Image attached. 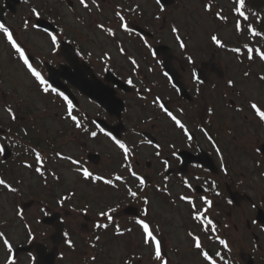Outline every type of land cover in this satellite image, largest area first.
<instances>
[{
    "label": "snow or ice",
    "instance_id": "snow-or-ice-1",
    "mask_svg": "<svg viewBox=\"0 0 264 264\" xmlns=\"http://www.w3.org/2000/svg\"><path fill=\"white\" fill-rule=\"evenodd\" d=\"M79 3L84 9L91 11L87 0H79ZM92 3L95 5L97 10H100V4L97 3V0H92ZM155 4L158 6L159 11L161 13H164L166 11L165 6L162 3V0H155ZM234 5L235 6L233 9V15L239 18L235 21L234 30L237 34H243L245 31V26L242 25L241 20L247 21L249 19V15L246 14V12L244 10L245 9V0H234ZM137 7H139V6H137ZM31 11H32V14L34 16H36V17L40 16V12L36 8H33ZM130 11L136 12L137 9L133 8V9H130ZM203 11L205 13L213 15L214 20H216V21L227 22V20H228V17L222 14L223 9L214 10L212 0H209L208 3H205L203 5ZM115 15L120 22L119 23L120 29L123 32L128 33L129 35H132L133 34V28L127 22L126 17L122 14V11L117 10L115 12ZM252 15H256V14L252 13ZM155 19L160 20L161 17L159 15H157V16H155ZM258 22H264V18L258 17ZM27 26H28V22L26 21L25 22V28H27ZM32 27L36 28V27H38V25L33 24ZM96 27L98 29H100L102 32H106V34L109 37H115V35H116L115 31H113L111 28H105V26L103 24H97ZM0 30L3 31L4 35L7 38L8 43L10 44V46L14 50V52L17 54L19 60L22 62L24 67L27 69L28 73L40 85V91H42L45 94L52 92V93H55L57 96H60L67 105L65 118L70 120L73 123L76 130H78L80 132L88 133L89 137L95 139L97 137V132L96 131H89V129L73 113V104L69 100V98L67 96H65L63 93L58 92L55 88H52L48 84L46 79L42 76V74L39 71H37V69L33 66L32 63H30V57L28 55H26L25 49L13 38L14 34L6 26H4L2 24H0ZM246 30H247V34L249 37H252V38L260 37V38L264 39V32L257 30L251 24H248L246 26ZM170 31H171L172 35L175 37V40L178 43L181 52H186L187 51V44L181 35L180 28L174 23L170 26ZM48 35L51 37L52 45L56 46L57 45L56 35L52 34L51 32H49ZM135 35L140 37L141 40H144V37L141 36V34L139 32H136ZM211 42L216 46V48L225 49L228 52L235 54V58L238 60L239 63L244 62L245 55H246V59L250 62V64L257 61V60L264 63V46L253 47V46H250V44H248V43H244L241 46L229 48L215 34H213L211 36ZM144 44H145V47H148L149 49H151V45H149L146 40L144 41ZM119 51H120L121 55L128 57V60L133 67V70L138 71L140 66H139L137 60L132 56H128V54H127L126 50L123 48V46L120 47ZM153 56L155 57V53H153ZM104 59L107 61L108 59H110V57L107 54H105ZM185 59L187 60L188 64H190V65L195 64V60L193 59V57L191 55H186ZM149 71H151V69H149ZM164 75L168 78V82L170 84H172V87L176 88V85L174 83H172L173 78L167 72H165ZM251 75L252 74L250 71H245L243 73L244 78H248ZM192 79L194 80V82L197 85L204 83V81L201 80L200 77L197 75L195 70L192 71ZM257 79L259 81H264V74L258 75ZM127 83L129 84V86L134 87L133 80L131 78H129L127 80ZM226 86H227V88L232 89V88L236 87V84H235L234 80L229 79L226 81ZM145 91L151 92V88H146ZM176 91L179 92L180 89L176 88ZM197 94L198 95L200 94L199 88H197ZM144 98L145 97L141 96V99H144ZM152 103L154 106L159 108L160 111L163 112L165 114V116H167L173 122V124L175 125L176 128L180 129L183 132V135L187 139L188 142H191L194 140L193 135L191 134V132L189 131V129L185 125V123L182 122V120L180 118H178V116L175 115L173 113V111H171L165 105V103L161 100V98L159 96L155 97L153 99ZM249 107L252 110V112L254 113V116L256 118H258L259 123L264 124V110H262L261 107H259L255 102L250 103ZM5 111L9 114V116L11 117V119L13 121L16 120V114L10 106L6 107ZM180 111H181V113L183 112L182 109H180ZM235 111L242 112L243 108L242 107H236ZM207 115L210 117L214 115V110L211 107L207 108ZM97 127H99V126H97ZM99 131L102 132L104 136L109 137L110 139L113 140L116 147L122 151L124 161L127 162L129 160L130 155L132 154V150L129 147H127L125 143L121 142L119 139L112 137L110 135V133L105 131L103 128H100ZM200 131L204 134V136L206 137L208 142L211 144L212 148L215 150L216 155L220 158L221 171L225 175H227L228 174V168H227L226 164L224 163V154H223L220 146L218 145L215 138L210 134V132L207 129H205L204 127H201ZM23 134L25 136L29 135L28 130L24 129ZM145 143H148L152 147L156 148L157 149L156 155L157 156L160 155V145L154 144L151 140H147V141H145ZM171 147L175 148V145H171ZM26 151H29L32 155H34L35 162H36L37 166L35 168H33V165L31 163H28L25 160L23 162V167L25 169L34 170V172L39 177L44 178V183L47 184V175L45 172V157L35 147H32L30 149H26ZM5 152H6L5 147L2 144H0V157H3L5 155ZM55 156L57 159L63 160V161H68L71 165L75 166L74 171L80 177H82L84 181H90L94 185L102 183L103 185L108 186V187L113 188V189H118L120 185H127V181L121 175L116 174V175H112L111 178H106L105 176L94 174L92 171L89 170V168L84 167L82 165L80 159L73 158L71 155H64L61 152H56ZM172 156L175 157L176 159H179V157L177 156L175 151L172 152ZM161 162L164 164L165 171H167L169 168V162L168 161H161ZM122 166L128 168V171L131 173V175L135 178L136 181H138L137 187L142 192L145 189V187H147V182H146L145 178L138 175L135 171H133L130 164L126 163ZM257 166H259V165H257ZM195 167H199V165H195ZM48 174L52 175V177L55 180L59 181L60 177L55 172H51ZM184 186L186 188H189V189H191V187H192L187 179L184 180ZM0 187H2L3 189H6L8 193L16 194L19 192V189L17 187L8 183L3 178H0ZM211 188H212V190L216 189L215 181L211 182ZM205 190L207 191L208 189H205ZM156 191H158V192L163 191V192L167 193V187H166V185L164 188L157 186ZM126 194H127V196L131 197L134 200L141 198L139 196V193L137 191H133V189L131 187H127ZM75 195H76L75 192H69L67 195L61 196L60 199L57 201V204L61 208H63L65 201L70 200ZM216 195H220V193L216 192ZM179 199L181 201L185 202L186 204H189L192 206V216H191L192 220L199 222L204 231L211 230V232L215 235L216 225L214 224V222L210 218H208L205 215V213H207L208 210L212 207L213 202L211 200L207 199L206 197H201V201L205 207L202 209H197L195 206V201L190 196L181 195L179 197ZM142 200H143L144 205H146V206L149 205L150 201L147 198V196L142 197ZM228 203L231 204V201H228ZM41 211H45V210L41 209ZM73 211H76V209H73ZM81 211L83 212L84 215H87V208H84ZM116 212H118V206H109L107 208V210L100 211L99 217L103 220H106L107 222L101 223V222L97 221L94 224V229L95 230H107L110 225H115L114 235L115 236H123L125 234V232L122 231L120 229L119 225L116 224L114 221L113 213H116ZM45 214H47L46 211H45ZM148 214H149V209L147 207L143 208L142 212H141V216L147 217ZM17 215L20 216L21 218H23L22 211L17 210ZM135 223L137 225H139V227L142 229V233H143L142 243L144 246H146L147 248H149L151 250L152 258L155 261L159 262V264H168V262L164 259V256L162 253V241L155 234L156 232L159 231V229L157 228V229L153 230L152 227L150 226V223L147 222L145 219L137 218L135 220ZM25 227H29V226L25 225ZM225 227H227V225H225ZM126 231L131 232L132 229L129 228ZM187 235L194 242L193 246L197 250H199V254L202 256L203 260L207 262V264H217L218 260L222 261L223 264H228V261L223 258L222 254L220 252H217L215 254V258H214L208 251L203 250V246H202V243H201L199 236H197L193 232H188ZM64 237H65V242L67 243L68 247L74 248L75 247L74 244L68 238V233H64ZM29 238L34 239L30 230H29ZM100 239H101L100 235L95 236L96 242H99ZM216 240L218 241L219 245L222 246L223 249L230 250L229 244L225 239H221L218 235H216ZM0 241L3 242V246L8 253V255L6 257V264H16V261L12 255L13 246H12L11 242L9 241V239L7 238V236L5 235L4 232H0ZM91 246L96 247V244H92ZM91 259L93 262H95L96 256H92ZM136 259H137V261H139L140 257H137ZM125 264H129V261L126 260Z\"/></svg>",
    "mask_w": 264,
    "mask_h": 264
},
{
    "label": "rangeland",
    "instance_id": "rangeland-1",
    "mask_svg": "<svg viewBox=\"0 0 264 264\" xmlns=\"http://www.w3.org/2000/svg\"><path fill=\"white\" fill-rule=\"evenodd\" d=\"M114 3L117 0H106V2ZM204 0H176V5L173 8H170L168 10V14L166 15V19H170L171 22L175 21L177 26L181 30V34H190L191 36L194 35V38L197 41H200L202 43V47L205 50V47H208V41L209 36L211 34L216 33L219 38H221L228 46L238 47V44L242 42L243 34H237L235 33L233 27L231 24H220L218 22H215L214 20H211L207 14L203 11V5L202 3ZM213 5L217 7V9H223V14L229 15V10H232L234 8V4H230L227 0H212ZM151 6H153V3H150ZM151 6L148 7L146 10V16L150 18L152 15V8ZM105 8V14L101 17H96L95 20L98 22H101V20H104L105 17L108 15L107 5L103 6ZM228 12V13H227ZM264 15V12H262ZM102 18V19H101ZM92 21V20H90ZM231 21V19H230ZM75 24V22H73ZM76 25V24H75ZM160 26V25H158ZM80 28L82 33L88 34L86 31H84V28L82 27H76ZM160 32V31H159ZM163 35V44L166 46H173L174 42L170 38V34L161 33ZM241 38V39H240ZM241 41V42H240ZM37 44L42 45V49L46 51L47 46H45V41L43 40H36ZM254 43L257 46H264V39L257 37ZM46 49V50H45ZM215 60L218 61L223 67L224 72L234 80L236 87L234 88L236 94L240 96V99L238 103H244L246 100H254L257 104L261 106V108H264V85H262L255 76L256 72L261 71L259 69L255 70L257 66L259 65V62L256 61L253 65L251 64V76L248 78H244L242 73L244 72L245 65L239 64L235 59H233L232 55L227 52H221L218 51V54L215 57ZM205 63H208L207 59L202 60ZM246 66H248L246 64ZM226 75V76H227ZM28 76L26 74H23L20 70H18L15 65L6 64L5 65V73L3 74L2 81L3 84L0 85L1 87H5L7 90H11L14 92H17L19 96H11V95H0V122L4 124H9V119L7 118L8 115L3 111V105L8 103V100L12 104L15 103L20 98H26V96L32 92L34 101L37 103L39 102L41 106H43V102L40 100L38 94L31 91L32 89V83L27 78ZM237 96H234V99ZM237 100V98H236ZM57 115V114H56ZM214 123L217 125L222 124L224 128H230L231 133L228 134L225 131L221 134V145L223 148H225L226 154L225 156L227 158L235 155L236 160L234 164L231 166V170L234 173L235 176H239L241 174V178L244 181V188L247 189L248 194L252 195L254 199L261 200L264 203V179L260 178L258 169L256 170V166L253 165L255 163L254 160L251 159V152L248 149V143L249 141H253L254 143H264V134L262 135V131L255 125L254 117L248 112L247 110L244 112H241L240 114L235 113L231 109H226L225 106H223L221 103L216 106V115L214 116ZM225 117V119H222ZM226 125V126H225ZM3 130V129H2ZM69 138H64L61 141H66ZM77 141L75 144L72 145H65V152L68 154L73 155L77 152L76 148ZM245 150L246 152H242L239 150L241 148ZM237 155H240L239 158H237ZM104 166L108 164V159L105 161L103 159ZM264 170V166H263ZM24 175H26V172H23ZM63 180H64V188H75V186H79L82 188L83 186L80 184V180L77 179V176L74 174H71L66 169L63 170L62 173ZM25 180H28L27 176H25ZM38 181L34 180L32 183H28L25 186L23 185L21 189L22 193L24 195L22 198H19V201H17V204L21 202L29 201L31 198H29L30 191L35 188ZM15 195L10 194H3L0 195V226L7 223L2 227L3 230L6 232V236L8 238L12 239V242L14 245L18 244L22 241L24 238V232L23 229H19V221L15 218L14 212H15V206L13 205ZM102 197V195H101ZM95 199L97 201L99 198ZM35 201V207L30 208L27 212V215L30 216V219H33V215L38 216L40 213V204H38L37 200ZM247 212L244 215V217H247L248 214H250V211L246 209ZM172 218H175V214H171ZM77 218V217H76ZM13 222V227L15 229L9 228L8 225L9 222ZM176 225H173V227L180 225L184 222L183 217H179L176 220H174ZM244 221L235 222V226L232 230L233 235L235 232L238 234L236 235V238L241 237V241L233 239L236 243H244L245 242V228H243ZM74 225H82V219L77 218L74 220L72 217H70V224L69 226L73 229ZM77 228V227H76ZM37 233H41L43 230L41 227L35 228ZM232 234V233H231ZM81 235V234H80ZM47 239V238H46ZM43 240V239H39ZM16 243V244H15ZM126 254L124 251L120 248L117 249L115 253H112L110 256L111 264H122ZM5 258V252L4 250L0 249V264H2L3 260ZM22 262L20 264H28L29 260L28 257L22 256L20 258ZM58 264H75L71 263L70 259H68V256L64 258L62 261H58ZM109 264V263H107ZM133 264H148L147 262H141L135 261Z\"/></svg>",
    "mask_w": 264,
    "mask_h": 264
},
{
    "label": "trees",
    "instance_id": "trees-1",
    "mask_svg": "<svg viewBox=\"0 0 264 264\" xmlns=\"http://www.w3.org/2000/svg\"><path fill=\"white\" fill-rule=\"evenodd\" d=\"M251 3L262 6L264 8V0H249Z\"/></svg>",
    "mask_w": 264,
    "mask_h": 264
}]
</instances>
